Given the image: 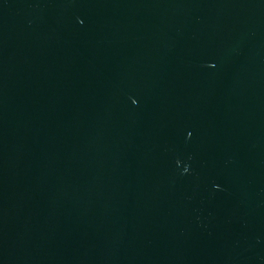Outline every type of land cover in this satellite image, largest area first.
Listing matches in <instances>:
<instances>
[{"label": "water", "instance_id": "1", "mask_svg": "<svg viewBox=\"0 0 264 264\" xmlns=\"http://www.w3.org/2000/svg\"><path fill=\"white\" fill-rule=\"evenodd\" d=\"M0 264H264V0H0Z\"/></svg>", "mask_w": 264, "mask_h": 264}]
</instances>
